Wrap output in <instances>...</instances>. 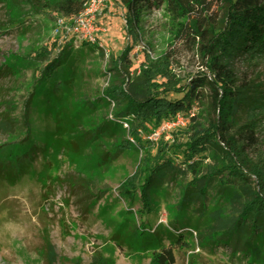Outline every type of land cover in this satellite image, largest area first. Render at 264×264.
Segmentation results:
<instances>
[{
  "label": "rangeland",
  "instance_id": "obj_1",
  "mask_svg": "<svg viewBox=\"0 0 264 264\" xmlns=\"http://www.w3.org/2000/svg\"><path fill=\"white\" fill-rule=\"evenodd\" d=\"M61 5L62 0H0V147L27 137L25 105L38 86L40 73L61 51L81 47V42L59 25L60 21L65 26L73 24L80 13L67 14ZM262 13L264 0L241 1L237 21L227 25L239 35L238 40L232 47L227 48L221 40L209 48L175 41V24L163 10L144 16L130 32L123 4L107 0L99 16L104 32L98 36L99 45H94L97 50L88 52L76 89L78 97L97 100L104 97L107 88L119 84L128 90L137 85L146 61L156 62L169 54L172 72L183 85L196 77H220L226 82L228 93L221 114L210 92L203 106L195 104L192 108L202 125L213 121L219 125L221 149L210 148L200 158L201 176L207 166L221 163L225 152L245 171L263 166L264 87L258 84L264 60V23L259 22ZM126 47L131 48L129 63L121 64L117 72L112 62ZM35 94L32 106L35 98L42 99L45 93ZM182 97L169 96L173 100ZM100 100L91 116L97 123L110 120L117 106L114 102L111 108H102ZM27 119L43 138L51 136L54 125L39 110ZM188 119L176 115L173 122L177 125L142 132V146L126 136L133 150L125 152L115 165L97 166L96 152L108 150L122 137H114L112 142L103 140L99 147L93 145L89 155H79L64 149L68 136H51L50 152L47 158L38 157L35 175L15 186L0 185V264H96L97 260L156 264V248L141 251L115 240L116 233L124 235L135 227L134 212L139 203L137 193L132 213L128 212L129 204L119 192L127 178L139 173L146 155L156 156L161 144L172 148L176 136L186 141L185 133L192 124ZM191 180L189 174L179 171L175 180L152 190L154 212L144 219L147 235L154 232L163 248L173 249L176 264H256L231 246L205 247L202 237L211 225L208 212L218 199L215 188L208 193L207 210L201 203H192L178 217L177 204ZM224 208L231 211L230 206Z\"/></svg>",
  "mask_w": 264,
  "mask_h": 264
},
{
  "label": "trees",
  "instance_id": "obj_2",
  "mask_svg": "<svg viewBox=\"0 0 264 264\" xmlns=\"http://www.w3.org/2000/svg\"><path fill=\"white\" fill-rule=\"evenodd\" d=\"M86 0H62L61 10L77 15ZM126 9V24L133 32L144 16L153 11H165L176 27V40L183 44L208 46L221 41L232 47L239 35L228 30V23L238 19L237 8L243 0H119ZM263 16V17H262ZM264 23V14L259 18ZM98 45V44H94ZM82 43L79 50H63L40 74L38 86L32 98L25 105L27 137L21 142H12L0 147V185L15 186L28 176L36 173L37 159L40 155L47 158L50 152L51 136H68L69 144L64 149L79 155H89L93 145L99 147L103 140L112 142L114 137H122L117 144L102 153H97V166L115 165L121 156L133 150L130 136L141 146V133H146L163 122L171 120L177 114L186 115L192 124L186 131V141L176 136L171 147L160 145L156 156L146 155L139 173L127 178L121 185L119 196L130 207L139 194L135 227L128 233H116L115 240L121 241L137 250L156 248V264H176L175 252L163 248L161 238L150 232L147 235L145 217L154 212L151 193L154 188L169 180H175L179 171L192 177L184 186L177 204L180 213L192 203H201L207 210L209 191L215 188L217 202L208 212L211 225L202 237L205 247L216 248L219 245L231 246L250 256L252 262L264 264V165L245 171L225 152L224 160L216 166H207L201 176L202 160L210 148L221 149L218 141V122L204 126L199 117L192 114L195 104L203 106L206 93L213 95L214 107L220 114L226 102V82L220 77L209 80L196 77L183 85L171 69V56L166 54L156 62L146 61L141 68V76L136 86L124 89V84L112 85L104 91V97L96 100L79 96L76 91L87 55L95 52V46ZM131 48L126 47L120 58L113 61L115 71L121 64L129 63ZM207 53L208 50H205ZM36 91L44 97L35 98ZM220 92V93H219ZM38 94V95H39ZM171 94H182L181 99H170ZM101 99V100H100ZM102 108H111L117 103L111 119L94 122L91 118L97 101ZM80 102V103H79ZM40 103V104H38ZM100 103V102H99ZM39 110L54 128L51 136L42 137L35 132L27 119L33 111ZM128 125V127L125 126ZM48 131V130H47ZM49 132V131H48ZM68 143V142H67ZM213 198H211L212 200ZM224 205V206H222ZM230 206L227 212L224 207ZM49 264H54L51 261ZM96 264H109L106 260H97Z\"/></svg>",
  "mask_w": 264,
  "mask_h": 264
},
{
  "label": "built area",
  "instance_id": "obj_3",
  "mask_svg": "<svg viewBox=\"0 0 264 264\" xmlns=\"http://www.w3.org/2000/svg\"><path fill=\"white\" fill-rule=\"evenodd\" d=\"M106 5L107 0H86L83 5L82 11L75 19L73 24L65 26L63 21L59 22L61 30L65 31L67 35L76 37V39H78L81 44L84 42L92 45L98 44V36L104 32L99 23V16ZM177 115H183L185 118L187 117L182 113ZM173 119L174 117L171 120L163 122L160 127L162 126V128L164 129L170 125H177L176 122H173ZM179 122L181 121L179 120ZM125 126L128 127L127 124H125Z\"/></svg>",
  "mask_w": 264,
  "mask_h": 264
},
{
  "label": "bare ground",
  "instance_id": "obj_4",
  "mask_svg": "<svg viewBox=\"0 0 264 264\" xmlns=\"http://www.w3.org/2000/svg\"><path fill=\"white\" fill-rule=\"evenodd\" d=\"M260 69H261V71L259 73H261L263 75V77L261 78V80L259 81L258 84L264 87V60L260 64Z\"/></svg>",
  "mask_w": 264,
  "mask_h": 264
}]
</instances>
